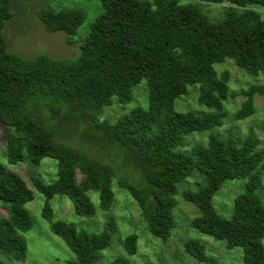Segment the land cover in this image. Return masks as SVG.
<instances>
[{"label": "trees", "instance_id": "trees-1", "mask_svg": "<svg viewBox=\"0 0 264 264\" xmlns=\"http://www.w3.org/2000/svg\"><path fill=\"white\" fill-rule=\"evenodd\" d=\"M12 1L0 0V123L10 128L6 155L11 165H39L44 158L57 162L55 181L46 184L32 176L30 182L45 199L41 216L51 233L74 255L67 264H96L116 225L110 218L96 233L52 221L53 197H66L76 216L92 218L96 210L88 193H96L98 208L107 212L116 183L137 204L149 234L165 242L175 227L177 185L194 170L204 183L182 193L199 211L190 227L228 249H242L243 264H264V205L257 193L264 181V150L253 134L243 141L210 134L205 145L183 151L190 134L223 125L229 73L218 74L215 64L229 58L251 76L264 73V18L253 9H264V0H196L226 4L218 22L197 4L180 0H99L101 13L81 40L79 56L68 61L44 55L24 59L7 51L2 31ZM38 16L46 31L70 38L86 18L75 8H46ZM142 80L147 108H134L113 123L100 119L113 98L129 103ZM194 85L198 103L211 110L205 115L175 110L176 99ZM241 95L245 100L237 120L254 114V98L264 96V84H253ZM229 180L245 181V188L224 219L212 198ZM32 200L27 183L0 163V204L7 212L0 217V252L16 261L26 257L23 234L32 227L26 205ZM122 245L124 256L107 264H129L126 256L136 255L137 236H125ZM183 250L199 263L222 264L199 240H186Z\"/></svg>", "mask_w": 264, "mask_h": 264}, {"label": "rangeland", "instance_id": "rangeland-1", "mask_svg": "<svg viewBox=\"0 0 264 264\" xmlns=\"http://www.w3.org/2000/svg\"><path fill=\"white\" fill-rule=\"evenodd\" d=\"M180 3L197 4L201 12L212 22H218L223 18L224 7L227 6L226 4L210 5L196 0H180ZM46 8L54 10L80 9L85 12L86 18L78 28L77 35L70 38L63 32H49L44 29L38 14ZM253 9L261 13L264 18L263 8L253 7ZM101 11L99 0H13L10 5L11 18L6 22L2 31L6 49L9 53L24 59H34L44 55L57 61L75 60L80 54L81 40L87 35L90 24ZM214 68L218 74L223 71L229 73V92L223 103L225 112L223 125L209 131L190 134L184 140L183 151L188 152L196 144L205 145L210 134H215L221 139L233 137L238 141H243L249 133L253 134L257 140L258 149L264 150V131L262 129L264 96H255V112L252 116L243 120H237L235 117L236 111L240 109L245 100L241 92L253 84H264V73L251 76L237 67L234 61L229 58L220 64H215ZM197 97L198 87L196 85L189 86L187 93L176 99L175 110L181 113L192 112L199 116L211 112L210 109L198 103ZM147 105L148 91L145 80H142L132 89V98L129 103L120 105L116 98H113L112 104L103 109L100 119L113 123L132 109L138 107L145 109ZM9 131L10 128L0 123V163L8 171L18 174L32 190L33 200L26 205L32 220V227L23 234L26 241L25 260L16 261L11 256L0 252V262L3 264H67V261L74 259V255L59 237L51 233L49 224L41 216L45 199L32 188L30 182L32 176L38 177L46 184L55 181L57 162L50 158H44L39 165L9 164L6 155V138ZM71 143L77 146L76 140ZM89 151L91 153V150ZM134 177H130L132 182L136 180ZM202 177L197 170H194L191 177L177 185V193L174 196L176 205L172 211L175 227L170 238L165 242L149 234L137 204L116 183L112 187L115 199L109 211L102 212L98 208V195L89 192L88 195L96 214L92 218L78 217L74 214L73 204L69 199L64 196H55L49 201L53 210L52 221H65L74 224L79 230L97 233L102 231L108 219L112 218L116 225V232L112 236L110 246L101 252L96 264H107L117 257L124 256L122 241L129 234L137 236L136 255L126 256L129 264H203L184 252L183 243L188 239L199 240L205 245L206 254L222 264H243L242 249H228L224 242L200 234L189 225L193 218L199 216V211L194 205L184 201L182 193L185 190L197 191L199 185L204 183ZM244 188L245 181H226L212 198V205L216 213L224 219H229L233 210V202L244 191ZM257 193L264 205V181ZM0 217H7V212L1 204ZM262 243L264 245V238Z\"/></svg>", "mask_w": 264, "mask_h": 264}]
</instances>
